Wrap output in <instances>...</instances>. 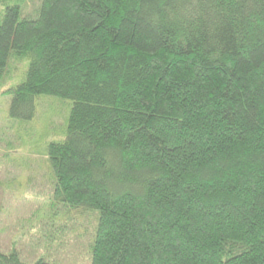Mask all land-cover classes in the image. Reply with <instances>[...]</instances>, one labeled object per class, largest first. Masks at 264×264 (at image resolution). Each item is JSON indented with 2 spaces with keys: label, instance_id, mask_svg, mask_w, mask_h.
Wrapping results in <instances>:
<instances>
[{
  "label": "trees",
  "instance_id": "1",
  "mask_svg": "<svg viewBox=\"0 0 264 264\" xmlns=\"http://www.w3.org/2000/svg\"><path fill=\"white\" fill-rule=\"evenodd\" d=\"M23 58L12 118L73 102L48 146L73 259L264 264V0H0V79Z\"/></svg>",
  "mask_w": 264,
  "mask_h": 264
},
{
  "label": "rangeland",
  "instance_id": "2",
  "mask_svg": "<svg viewBox=\"0 0 264 264\" xmlns=\"http://www.w3.org/2000/svg\"><path fill=\"white\" fill-rule=\"evenodd\" d=\"M13 60L0 79V252L18 254L22 262L35 264L56 248L59 253L54 254L65 256L62 264H85L81 258L73 259L63 245L69 232L59 228L70 221L71 208L56 195L48 157V146L67 138L73 102L40 95L32 119L12 118L10 92L25 80L29 66L28 58L19 63ZM80 212L72 218L83 224Z\"/></svg>",
  "mask_w": 264,
  "mask_h": 264
}]
</instances>
